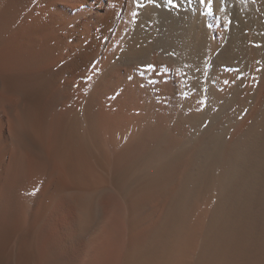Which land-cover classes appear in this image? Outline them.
I'll use <instances>...</instances> for the list:
<instances>
[{"label": "bare ground", "instance_id": "6f19581e", "mask_svg": "<svg viewBox=\"0 0 264 264\" xmlns=\"http://www.w3.org/2000/svg\"><path fill=\"white\" fill-rule=\"evenodd\" d=\"M0 264H264V0H0Z\"/></svg>", "mask_w": 264, "mask_h": 264}, {"label": "rangeland", "instance_id": "374dc122", "mask_svg": "<svg viewBox=\"0 0 264 264\" xmlns=\"http://www.w3.org/2000/svg\"><path fill=\"white\" fill-rule=\"evenodd\" d=\"M230 22V21H229Z\"/></svg>", "mask_w": 264, "mask_h": 264}]
</instances>
